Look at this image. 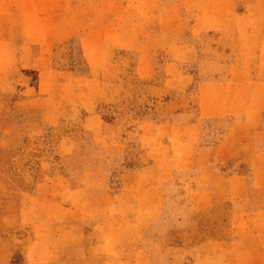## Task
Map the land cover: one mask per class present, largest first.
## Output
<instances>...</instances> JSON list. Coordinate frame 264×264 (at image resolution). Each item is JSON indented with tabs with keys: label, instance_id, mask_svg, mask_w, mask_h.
I'll return each mask as SVG.
<instances>
[{
	"label": "rangeland",
	"instance_id": "374dc122",
	"mask_svg": "<svg viewBox=\"0 0 264 264\" xmlns=\"http://www.w3.org/2000/svg\"><path fill=\"white\" fill-rule=\"evenodd\" d=\"M0 264H264V0H0Z\"/></svg>",
	"mask_w": 264,
	"mask_h": 264
},
{
	"label": "crops",
	"instance_id": "0c3cea01",
	"mask_svg": "<svg viewBox=\"0 0 264 264\" xmlns=\"http://www.w3.org/2000/svg\"><path fill=\"white\" fill-rule=\"evenodd\" d=\"M220 174V173H219ZM232 176V175H231ZM235 176V175H234Z\"/></svg>",
	"mask_w": 264,
	"mask_h": 264
}]
</instances>
